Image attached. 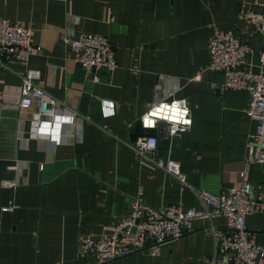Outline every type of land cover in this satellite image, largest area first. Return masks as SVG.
I'll return each mask as SVG.
<instances>
[{"label":"crops","instance_id":"0c3cea01","mask_svg":"<svg viewBox=\"0 0 264 264\" xmlns=\"http://www.w3.org/2000/svg\"><path fill=\"white\" fill-rule=\"evenodd\" d=\"M252 2L0 0V22L29 29L34 48L27 64L8 60L0 70V264H211L223 218L194 220L157 256L100 262L81 244L112 236L140 189L156 210H200L196 190L219 195L239 186L256 124L245 114L249 94L224 90L222 76L209 70L208 44L213 32H230L251 47L247 65L255 67L262 38L244 17ZM77 33L107 38L117 63L111 74L87 73L73 60L63 38ZM27 68L39 71V86L62 113L76 117L58 146L34 137L31 109L15 108ZM171 99L186 100L192 126L181 137L164 136L160 156H139L129 129ZM104 100L114 102V116L103 117ZM167 160L180 164L184 183L156 165ZM248 174L252 198L264 202V164ZM10 202L13 210L2 212ZM246 226L264 246V215L251 214Z\"/></svg>","mask_w":264,"mask_h":264},{"label":"built area","instance_id":"2783aa9c","mask_svg":"<svg viewBox=\"0 0 264 264\" xmlns=\"http://www.w3.org/2000/svg\"><path fill=\"white\" fill-rule=\"evenodd\" d=\"M244 17L254 24L262 38L261 50L257 54L255 67L247 65V59L252 54L251 47L235 38L230 32H213L208 44L209 70L222 76L224 90L245 91L249 94V104L245 114L256 124L255 133L250 136L243 167L239 172V186L219 195L196 190L195 195L202 206L200 210L184 209L175 205L156 210L142 201L140 189L138 197L131 199L128 212L121 218L112 236L107 239L84 240L81 244L82 253L92 254L100 262H111L139 252L157 256L160 254L161 247L189 232L194 220L211 221L214 218H223L225 231L218 239L217 252L211 259V264H258L257 260L264 258V246H257L252 242L246 226V218L251 214L264 215V202L252 198V186L248 174L250 165L264 164V0H253L251 8L244 14ZM63 42L73 53V60L87 73L94 70V72L111 74L117 68L115 53L105 37L77 33L65 36ZM33 51L29 29L5 21L0 22V70L5 68L8 60L27 64ZM39 78V71L26 69L21 77L19 97L15 102V108L18 110L31 109L34 137L45 139L49 144L58 146L62 140L63 128L76 124V117L62 113V105L48 96L39 86ZM173 100L186 101L171 99L162 102L171 105ZM25 101H27V107H25ZM159 103L151 106L138 119L141 129L156 130L159 125H164L167 128L165 135L167 138L181 137L190 129L192 123L190 126L177 125L175 135L171 132L173 125L166 120L158 119L155 128L145 129L143 127L142 117ZM186 106L189 108L188 104ZM68 116L72 117V122L61 123L59 144L51 139L50 134L39 133L38 129L44 122L53 125L57 117ZM187 118L192 121L190 111ZM181 128L187 130L180 131ZM157 139L154 136L138 138L134 144V150L143 157L153 154L155 147L144 146L148 145L150 140H155L156 146ZM156 165L179 182L184 183L178 162L158 161ZM14 168L13 165L8 166L7 169ZM2 187L11 189L14 185L2 182ZM12 210L11 202L1 209L2 212ZM133 229L134 232H132Z\"/></svg>","mask_w":264,"mask_h":264},{"label":"clouds","instance_id":"9594fccd","mask_svg":"<svg viewBox=\"0 0 264 264\" xmlns=\"http://www.w3.org/2000/svg\"><path fill=\"white\" fill-rule=\"evenodd\" d=\"M175 90H179L178 86ZM183 105V106H182ZM186 101L173 100L171 105L167 103H159L158 106L154 107L150 112L146 113L142 117L143 127L145 129L155 128L156 121L166 120L173 125L171 132L175 135L177 131V125H187L190 126L192 121L188 119L189 116V108L186 106ZM25 107H27V101H25ZM102 115L104 118H108L110 116L115 115L114 111V102L110 100H104L102 105ZM38 119V117H37ZM72 117H57L56 122L53 125H50L48 122H44L41 127L38 129L41 134H50L51 139L55 141L57 144L60 143V128L61 123H71ZM180 131H185L187 129L181 128ZM148 148L155 147V140H150L149 144L144 146Z\"/></svg>","mask_w":264,"mask_h":264},{"label":"water","instance_id":"95a60500","mask_svg":"<svg viewBox=\"0 0 264 264\" xmlns=\"http://www.w3.org/2000/svg\"><path fill=\"white\" fill-rule=\"evenodd\" d=\"M92 72H94V70H92ZM166 131L167 128H165L163 125H159L156 130H143L141 129L140 121L137 120L128 131L129 132L128 143L134 146L138 138L151 137V136L158 137L155 146V151L159 152L160 153L159 156H160L165 145L164 136L166 134ZM132 232H134V229L132 230Z\"/></svg>","mask_w":264,"mask_h":264}]
</instances>
